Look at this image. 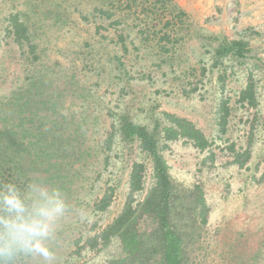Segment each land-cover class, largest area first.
I'll use <instances>...</instances> for the list:
<instances>
[{
	"label": "rangeland",
	"instance_id": "1",
	"mask_svg": "<svg viewBox=\"0 0 264 264\" xmlns=\"http://www.w3.org/2000/svg\"><path fill=\"white\" fill-rule=\"evenodd\" d=\"M27 1L0 0V106L13 100L14 92L24 90L33 75L54 77L61 86L54 94V100L61 102L56 107L59 112L52 116L43 109L40 113L61 123L70 122L83 134L84 147L93 150L85 165L77 163L66 173L65 190L49 182L33 183L29 190L28 195L41 201V192L52 195L59 191L68 206L57 222L55 242L35 238L53 249L54 264H106L120 255L117 242L100 252L86 250L80 257L75 255L76 242L92 234L95 225H106L121 211L129 191L131 163L144 159L137 148L131 153L121 147L104 152L102 144H97L123 114L149 125L161 111L189 118L215 141L212 148L217 160L212 167L203 165L207 151L201 152L184 141L171 143L165 152L176 181L186 187L200 182L205 187L211 207L209 227L218 239L210 264H240L241 255L251 264H264V66L254 60L224 59L229 68L225 93L232 99L233 108L226 135H221L216 125L221 92L218 69L213 68L215 49L224 36L248 39L264 57V0H174L187 17L175 28L174 41L166 50L159 43L165 30L155 13V0L143 1L144 5H140L141 0ZM96 7L116 14L107 19L95 14ZM51 9L62 16L49 12ZM14 10L30 15L27 21L38 45V61L29 60L32 56L18 47L6 31V17ZM117 19L121 24L116 28L127 39V52L122 50L116 28L111 26ZM98 25L108 30L98 33ZM202 66L208 71L199 91L193 98H183L180 84L191 68ZM250 71L258 82L260 105L254 121L253 156L248 168L240 169L231 164L226 147L233 141L246 146L250 135L254 116L236 102ZM28 176L33 180L43 178L31 170ZM151 182L149 172L147 187ZM115 184V201L108 210L97 213L94 203ZM82 209L90 221L81 220ZM42 260L40 256L23 255L17 264H42Z\"/></svg>",
	"mask_w": 264,
	"mask_h": 264
},
{
	"label": "trees",
	"instance_id": "2",
	"mask_svg": "<svg viewBox=\"0 0 264 264\" xmlns=\"http://www.w3.org/2000/svg\"><path fill=\"white\" fill-rule=\"evenodd\" d=\"M117 1L123 3L124 0ZM143 1L150 2L141 0L140 5H144ZM155 10L165 30L159 43L166 50L168 44L174 41L175 28L182 24L187 14L179 9L174 0H155ZM24 12L14 10L7 15L6 31L18 47L26 51L29 57L32 56L28 58L34 62L40 59L38 45L34 42L32 25L27 21L30 15ZM49 12L55 11L51 9ZM94 12L107 19H112L116 14L102 7H96ZM55 14L62 16L61 13ZM82 18L88 20L87 16ZM120 24L117 19L111 26L116 28ZM96 30L100 33L108 28L98 25ZM116 31L118 43L127 52L126 36L117 28ZM232 57L254 60L264 66V57L251 47L248 39L224 36L215 49L213 68L218 69L221 92L216 125L221 135L227 134L233 112L232 99L225 93L229 68L224 63V59ZM207 71L206 66L191 68L189 75L180 84L179 93L183 98L195 96ZM30 79L32 82L24 90L11 95L15 96L13 100L10 98L9 103L0 106V217L10 219L15 214L4 210V194L24 197L31 194L29 190L33 183L45 182L65 190L68 179L66 173L74 169L77 163L85 165L93 151L84 147L83 134L74 129L70 122L61 123L40 113L43 109L50 111L52 116L59 112L56 107H60L61 102L54 98L61 86L56 79L42 75H33ZM236 102L251 112L254 120L246 146L233 141L226 147V152L232 165L247 169L253 156L254 121L257 120L260 105L258 82L252 71L248 72ZM178 141L191 144L201 152L207 151L203 165L212 167L216 163L217 154L212 148L215 141L192 120L173 112L161 111L149 125L123 114L119 123L107 129L104 139L97 144H102L104 152H112L116 147H121L131 153L137 148L144 159L133 160L131 163L129 191L121 211L106 225H95L92 234L76 242V256L80 257L86 250L100 252L117 242L120 255L110 258L106 264H210L212 251L218 248V239L214 238L209 227L211 207L205 187L200 182L186 187L176 181L165 154L170 144ZM30 170L42 174L43 178L38 176L33 180V177L28 176ZM149 172L152 182L147 187ZM117 186L115 184L107 188L94 203L97 213L105 212L113 204ZM32 200L35 198L32 197ZM32 200L28 203L31 204ZM3 230V224L0 223V233ZM23 255L19 254L14 260L6 261V264H17ZM239 261L240 264H251L250 259L246 260L244 255L240 256ZM63 264L89 263L66 261Z\"/></svg>",
	"mask_w": 264,
	"mask_h": 264
},
{
	"label": "clouds",
	"instance_id": "3",
	"mask_svg": "<svg viewBox=\"0 0 264 264\" xmlns=\"http://www.w3.org/2000/svg\"><path fill=\"white\" fill-rule=\"evenodd\" d=\"M43 200H32L30 195L4 194V210L15 214L14 218L0 217L3 232L0 233V264L12 261L19 254L40 256L42 264H54L55 252L47 244L35 241L36 237H45L55 242L57 222L64 216L67 205L59 191L52 195L40 194ZM32 200L31 204L28 203ZM81 220H89L85 210L79 212Z\"/></svg>",
	"mask_w": 264,
	"mask_h": 264
}]
</instances>
